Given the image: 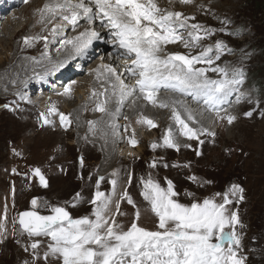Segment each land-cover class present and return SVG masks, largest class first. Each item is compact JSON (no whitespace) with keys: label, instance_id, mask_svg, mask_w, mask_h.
Instances as JSON below:
<instances>
[{"label":"rangeland","instance_id":"rangeland-1","mask_svg":"<svg viewBox=\"0 0 264 264\" xmlns=\"http://www.w3.org/2000/svg\"><path fill=\"white\" fill-rule=\"evenodd\" d=\"M155 2L161 9L180 12L184 17H189V25L198 24L203 26V29L213 30L194 47L186 48L180 42L175 43L174 47H172L174 43L168 44L166 47H169V50L175 49L174 52L168 50V53L198 55L205 48L211 47L212 51L208 55L215 61L211 67L227 68L230 71L229 79L232 78V69L243 68L245 72L243 84L237 85L238 90L228 95L229 103H232L233 100L236 101L238 93L244 94L246 104L240 111V119H236L238 124L232 127L226 119L220 120L216 111L211 113L203 110L205 114L214 116L206 123L207 131L194 129L198 133L195 139H188L181 132L177 134L178 139H175L182 141V145L176 142L179 150L163 145V136L167 131L161 133L159 127L158 131L151 133L145 140L141 139L135 146L122 142L121 138V142L114 146L121 154L116 150L118 152H115L116 158L110 160L113 163L109 161V165L101 167L100 164L104 160L103 149L94 139V132L93 135L90 132L95 124L96 115L102 114L96 112L95 108H90L91 103L95 104L93 100L100 92L96 89L101 87H94V79L91 76L94 70L91 71L90 67L98 65L99 59H102L105 66L106 58L111 60L112 55L117 53L122 55L124 50L111 41H108L109 44L105 42L113 40V37L107 27L101 26L99 19H95L91 26L88 19L81 17L73 26L60 16H56L50 24L63 27L54 35L55 39L43 29L32 31L35 12L40 14V9L37 10L40 4L34 0H27L26 3L24 0H17L14 14L9 9L3 12L5 15L12 14L9 24L15 25L16 32L9 36L3 35L2 29L7 19L0 20V68L5 64L9 66V57H13L17 48L20 54L14 55L15 60H18V57L20 60L22 57L38 60L46 45L58 55L61 41L71 40L78 26H83V31L95 30L99 33V38L93 42V47L91 46V56L84 55V60L76 59L77 52L68 53L70 59H74L70 61L72 71L65 77H58L61 81L51 79L50 73L46 76L45 73H37L38 75H33L29 79L31 85L28 82L22 85L21 89L15 88L13 95L6 91L5 95L0 96V104L7 105L0 108V224L4 225L3 236H0V264H60L55 257L45 259L44 254L48 251L50 238L44 236L30 238L19 227L18 214L32 209L33 198L38 200V211L41 215H49L51 207L60 206L73 218L84 216L94 218L92 217L94 205L91 200L95 193L100 191L111 198L109 215L115 213L116 203L119 202L120 212L126 215H116L115 219L125 230L135 219L137 209L141 214L138 221L140 226L155 230L156 218L141 196L143 190L141 179L147 180L149 176L164 188H167L166 181L171 180L178 194L175 198L184 204H190L193 200L202 201L216 193L223 194L233 184L243 187L244 199L236 203L230 196L233 203L227 206L238 212L243 225L237 226L241 237L238 256L244 258V264H264V0H191L190 3H181L180 0H155ZM97 25L102 28L98 29ZM102 29H105L103 36ZM181 34L188 38L187 31L181 30ZM25 37L31 38L30 44H25ZM45 37L47 39H44ZM103 39L105 43L102 42ZM217 41L223 42L226 46L219 60H215ZM100 43L110 46L109 50H105L104 53L98 52ZM65 45L60 53L67 52L64 49ZM120 58L127 62L126 65L131 64V58L125 56ZM108 66L118 73L121 72V76L124 74L120 66ZM195 67L204 68L197 64ZM10 71L8 69V72ZM106 73L109 72L106 70ZM217 74L219 76L207 77L213 80L221 79V74ZM42 75L50 79L41 85L37 81L43 77ZM79 75L83 80L78 81ZM114 78L112 77L113 80ZM122 79L130 86L128 84L130 78L127 79L124 75ZM132 80L134 84L132 82L131 85L135 87V78ZM69 86L72 91L64 99L62 93L64 88ZM93 92L96 95H93ZM101 93V99L105 100V90ZM167 94H170V91ZM182 99L183 97L180 101H183ZM132 103L128 101L120 110L123 109L122 112L125 113ZM229 103L220 106L219 116L230 113L229 108L232 104ZM183 104H186V100ZM53 105L56 112L49 114V108ZM154 106L145 103V107L155 108ZM186 107L190 111L196 110L191 104ZM249 111L253 113L250 117L245 115ZM60 113L68 116L71 123L65 122L62 126ZM41 114H44L49 123H44ZM123 114L116 119L120 124L117 127L119 135L124 134L125 128L130 130L132 138L135 137V133L141 136L144 132L150 133L154 129L146 124L142 127L133 121L126 122ZM166 116L165 113L159 115L165 126L171 127L175 133L178 129L181 130V126L176 128L171 121H167ZM78 121L85 122L90 129L83 126L82 130V126L77 124ZM89 121L94 123L90 126ZM209 132L215 135H208ZM123 137L125 138V135ZM153 143L157 144L155 149L151 147ZM125 144L132 150L139 147L138 154L131 157L123 156L121 150ZM197 152L200 155H197ZM154 161L156 167L152 168L150 165ZM36 168H39L45 177L46 187L42 186L39 177L33 174L32 170ZM101 177L103 180H100L97 186V180ZM189 177L196 179L193 181ZM113 179L117 181L114 190L110 183ZM125 191L131 196L136 207L129 204L127 199H121ZM77 193L80 194L78 198ZM188 193L191 195H187ZM215 199L222 202V195L215 196ZM34 241H39V247L35 250L30 247Z\"/></svg>","mask_w":264,"mask_h":264},{"label":"snow or ice","instance_id":"snow-or-ice-1","mask_svg":"<svg viewBox=\"0 0 264 264\" xmlns=\"http://www.w3.org/2000/svg\"><path fill=\"white\" fill-rule=\"evenodd\" d=\"M180 2L190 3L191 0ZM39 11L41 20L47 16L49 23L56 16H60L73 26L78 23L81 16L87 18L90 24L99 19L101 26L109 29L113 43L124 50L126 58H131V65L126 67V72L136 77L135 88L139 89L145 100L155 103V94L161 88L171 89L202 98L208 110L216 111L217 116L226 119L228 124L236 120V116L231 114L219 116V108L225 102V97L237 91V85L243 84L245 77L243 68L232 69V78L229 79L227 68L211 67L215 63L208 55L212 51L211 47L205 48L198 55L165 51L168 44L177 42L186 48L194 47L213 30L203 29V26L198 24L189 25V17H184L180 12L161 9L155 0H88L87 3L85 0H63L62 3L56 0L46 3ZM62 27L63 25H53L52 34H57ZM181 30L187 31L188 38L181 34ZM98 38V32L86 29L71 40L61 41V45L71 44L79 54ZM30 39L24 38L26 45ZM225 48L223 42H216L215 60L220 59ZM196 64H206L209 67L197 68ZM63 67L64 62H61L55 65L53 70ZM104 67L112 77H115L111 87L112 94L117 97L116 112H119L124 97L134 94L135 88L129 90L120 73L111 66ZM208 71L219 73L222 78L209 79L206 75ZM71 91V86L65 87L62 95H69ZM93 95L96 93L93 92ZM243 95L241 93L237 96V103ZM107 103V100L103 104L97 103L94 110L114 117L115 113H111L105 106ZM160 106L167 107L166 104ZM53 112H56L54 105L49 108V114ZM252 114L251 111L245 113L249 117ZM59 116L62 126L65 122L71 123L69 117L63 113ZM172 117L181 126L182 135L188 139L197 138V131L189 127L175 109ZM41 119L45 124L49 123L44 114H41ZM187 119L194 120V117L189 113ZM141 122L149 127H156V124L147 117H141L137 121ZM88 123L90 126L93 124L92 121ZM208 135L214 136L215 133L209 132ZM137 143L136 139H129L130 145L135 146ZM163 145L179 150V145L171 135V129L164 134ZM151 147L155 149L157 144L153 143ZM197 155L200 153L197 152ZM150 167L155 168L156 162L154 161ZM32 171L39 177L40 184L46 187L47 181L40 169ZM189 179L195 181L196 178ZM100 180H103V177L97 180V186ZM110 183L114 190L117 181L113 179ZM166 183L167 188H164L151 176L147 180L141 179L143 185L141 196L156 218L155 230L140 226L139 209L135 213V219L125 230L115 219L116 215H126L120 212L119 202L116 203L115 213L109 215L111 198L100 191H97L91 200L94 205L92 212L94 218L88 216L73 218L60 206L51 207L49 215H41L38 211V200L33 198L32 210L20 212L18 223L30 238L39 236L50 238L48 251L44 254L45 259L55 257L60 264H244V258L238 256L241 237L237 231V226L243 225L238 212L227 207L233 203V199L236 203L244 199L243 187L233 184L223 194L216 193L202 201L193 200L190 204H184L175 198L178 194L172 181L167 180ZM221 195L222 202H217L215 196ZM76 196L78 198L80 194L77 193ZM230 196L233 199H230ZM121 199H127L129 204L136 207L127 191L122 194ZM3 230L4 225L0 224V236H3ZM30 247L33 250L37 249L39 241H34Z\"/></svg>","mask_w":264,"mask_h":264},{"label":"bare ground","instance_id":"bare-ground-1","mask_svg":"<svg viewBox=\"0 0 264 264\" xmlns=\"http://www.w3.org/2000/svg\"><path fill=\"white\" fill-rule=\"evenodd\" d=\"M34 1L38 2V4H40L39 7L37 8V10L38 9H42L43 6L46 3L56 2V0H34ZM16 2H17V0H0V20L7 19V22L5 23V25H3L4 27L2 29L3 35H5V36H9L10 34L16 32V28L14 27L15 25L12 26L13 24H9V22H10L9 18H10V16L12 14H14L15 11H16V9H15L16 6H17L16 5ZM41 4H43V5H41ZM25 8L26 7H24V9ZM6 9L11 10L12 11V14L11 15H5V13L3 14V12H6ZM35 13H36V15H35L36 17H35V20L33 22V25L34 26L32 28V31H35L36 29H39V30H42L43 29L44 31L49 32L50 36H52V39L53 38L55 39V36L52 34V27H53V25L50 24L53 20H51V22L49 23V17L46 16L45 19L43 20L44 22L42 21L43 22L42 23L41 22V16H40V14H38L37 12H35ZM24 14H26V12H24ZM81 17H83V16H81ZM86 20H87V18H86ZM97 24H99L98 21H97ZM92 25L93 24L91 23V26ZM35 26H37V28ZM97 28L98 29H101L102 27H100L99 25H97ZM75 29L77 31H76V34L74 36H72L73 38L76 37L80 32L83 31V26H81V27L78 26ZM104 30L105 29H102L101 35L104 33ZM95 40H93V42ZM103 41H105V39H103L102 42ZM108 41H111V43L113 42V40H106L105 42H107V44H109ZM93 42H92V44L85 51H83L82 53H79V54L77 53V55H76V59L77 60H79V59L80 60H84L85 59L83 57L84 55L85 56L88 55V57L91 56V53H92L91 52V50H92L91 46L93 47V45H94ZM105 42H103V43H105ZM103 43H100V45L98 46V50L97 51L100 52V53H102V51L104 53V51L107 50V49L109 50V47H110V46H107V45H105ZM115 45L118 46V44H116V43H115ZM60 46H61V49H62V47L64 45L63 46L60 45ZM174 46H175V43L172 44V47H174ZM168 48H167V51L165 49L166 52H168V50H169ZM61 49H59V50L61 51ZM64 49H66L67 52H61L60 53V51L58 50L59 53H58V55H56L57 53H54L48 47V45H46L45 49L43 51H41L42 54L40 55V58L38 60H34V59L32 60L29 57H22L21 60L18 57V60H15V56L14 55H16V54L19 55L20 54L19 48H17V50L14 53L13 57H11V58L9 57V60H10L9 61V66L7 64H5L4 67H1L0 68V96L5 95L6 94L5 93L6 91H8L9 93H11L10 95H13L15 93V88H16V90L21 89V86L24 85V84H26V83H28L30 81L29 79L32 78L33 75H36L37 73L38 74L45 73L44 74L45 76L47 75V73H50L51 74V77H50L51 79H59V78H61L63 76L65 77L68 73H70L72 71V68L70 67V65H71L72 60H74V59H70L71 57H69V54H73L76 51L72 47L71 44L65 45V48ZM171 50L172 49H170L169 51H171ZM172 51L174 52L175 49H173ZM121 56H125L124 55V52H123L122 55L121 54H118V53L112 55L111 56V60L106 58V61H107V64L106 65L120 66L122 68L121 71L124 70V72H123L124 74H122L121 77L123 78V76L125 75L127 79L130 78V82L128 83L130 86H127L126 85L127 84L126 82H124V84L127 86V88L129 90H132V89L135 88L134 85H131L134 79L132 80L133 76L129 75L126 72V67L130 66L131 64H129V65L127 64L126 65L127 62L125 60H122L123 58L121 59L120 58ZM5 58L8 59V57H5ZM104 60H105V58H104ZM61 62H64V67L63 68H60L59 70H53L54 69V66L57 65V64H59V63H61ZM77 63L79 64V61ZM102 63H103L102 62V59L101 60L99 59L98 65H95V66H91L90 67L91 68V71L94 70L92 72V74H91V76L94 79L93 80L94 87H96V88L101 87L99 89H96L97 92H99V91L100 92L95 97V99H94L95 101L93 100V102H95V104L93 103V105H92V103H91L90 108L91 107L95 108L97 103L103 104L104 101L107 100L108 103L105 106L107 107V109L111 113H115V116L113 117L112 115H109L107 113H102L100 115H96V119L94 120L95 124H94V126H92V129H90V127H88V125H86L85 122H83V121H78L77 124H79V125L82 126V130H84V127L89 128L91 130L90 132L92 133V135H93V132H94L93 137H94V139H96V141H98L100 143V145H101V147L103 149L102 151L104 153V160L101 162L100 166L101 167H103V166L105 167V166L109 165V161L110 160L112 161V159L116 158L115 152H117L118 150L116 149L117 150L116 151L115 150V147H116L117 142H119V141L121 142V138H123L122 139L123 140L122 142H126L127 144H129V139H131L132 137L130 136V133L131 132H130V130L128 128H125L124 134L121 132L123 135L122 134H120V135L117 134V127L120 124H119L118 120H116V119H118L119 116L122 115L124 112H122L123 109L120 110L119 112H116V108H117L116 100H117V97L112 94L113 93V89L111 87V84L114 83L115 78L113 77L114 78V80H113L111 74L110 73H106L105 67H104V65ZM197 65H202L204 68H208V65H206V64H197ZM39 68H41V69H39ZM84 68H85V66H84ZM8 69H10L11 71L8 72ZM88 69H89V67H88ZM229 73H230V71H229ZM206 75L209 76V77H211L212 75H216L217 76L218 74L215 73V72H212V71H208V72H206ZM45 76H43L42 78H40V80L37 81V82L38 83H41V85L44 82L46 83L50 78L49 77H46L45 78ZM16 78H17V80H16ZM134 78L136 79V77H134ZM80 80H83V78L79 75L78 76V81H80ZM122 80L124 81V79H122ZM29 83H30V85L32 84V82H29ZM133 84H134V82H133ZM16 85H18V86H16ZM104 90H105V93H106L105 100L101 99V94H102L101 92H103ZM168 91H170V94H167ZM43 92H44V90H43ZM10 95H9V97H10ZM239 95L240 94L238 93V96ZM243 96L241 97V99H240V101L238 103H237V96L235 97L236 101L233 100L232 103H229L230 100L228 99V95H227L225 97V102L221 104V107L224 106V105H226V104H228V103L230 105L232 104L231 107L229 108V111H230L229 114L236 116L237 117L236 119H238V118L240 119V111H241L242 107L246 104L245 101H244ZM66 97L67 96L64 95V99ZM181 97H183V99H182L183 101L186 100V104H183V101H180ZM128 101H132L133 103L130 105V107L128 109H126L127 111L125 110L126 112L123 114V116L125 118L124 120L126 122L133 121L134 123L139 124L142 127H145L144 126V123H142V122L141 123H137V121L140 120L141 117H147V118L151 119L156 124V127H154V129L150 133L144 132V134H141V136L135 133L134 134L135 135L134 139H136L138 142H140L141 139H144L145 140L147 137L150 136L151 133L153 134L154 131L156 132V130L159 129V127H161V133L164 130L168 131L169 129H171V135L174 137V139L177 138L178 137L177 134H180L181 130L178 129L177 133H175L174 131H172V128L171 127H167L168 125L165 126V124L159 118V115L160 114H163V115H164V113H165V115L167 114L166 120L167 121H171L174 124V126L177 128V126H180V125H178L175 122V120L173 119V117H172V113H173V110L174 109L181 114L182 118L189 125V127L193 128V129H199L200 131L202 129H206L207 130L206 123H208L210 121V119L212 117H214L213 115H210V114L208 115V114H205L203 112V110H205L206 112H211V113H213L214 111L213 110H208L207 106L204 105L202 98H196V97H193L192 95H189V94H186V93H182V92L174 91V90L172 91L171 89L161 88L155 94V103H152V102H149L148 100H145L143 98V95L139 92V89L138 88H135L134 94L127 95V96L124 97V101H123V104L122 105L125 106V104ZM248 101L250 102V100H248ZM145 103L153 104V106L155 104V106H154L155 108L145 107ZM161 104H166L167 107H161L160 106ZM188 104H191V106L194 107L196 110L193 109L192 111H190L186 107ZM3 105L4 104H0V108ZM122 105H120V108H122L121 107ZM165 109H166V111L164 112ZM96 112H98V111H96ZM189 113H191V115L194 117V120H188L187 119V116H188ZM226 113L227 112H225V114ZM213 119L215 120L216 118H213ZM221 122H223V121H221ZM122 123H124V122H122ZM218 124H220V123H218ZM236 124H238V122L235 120L232 123V127H234ZM112 125H114L115 127L113 128ZM139 125H138V127H140ZM142 127H140V128H142ZM201 132H203V131H201ZM82 133H84V131H82ZM115 134H117V135H115ZM124 135H125V138L123 137ZM177 139H175V142H177V143H181L182 142V141L177 140ZM127 144H125L124 146L121 145L123 147V149L121 150L123 152V156L131 157L134 154H138L139 147H137L136 150H132V149H130L127 146ZM181 145H182V143H181ZM119 154H121V153L119 152ZM111 163H113V162H111ZM107 172H109V171H107ZM105 173L106 172H104V174ZM100 174H103V173H100Z\"/></svg>","mask_w":264,"mask_h":264},{"label":"water","instance_id":"water-1","mask_svg":"<svg viewBox=\"0 0 264 264\" xmlns=\"http://www.w3.org/2000/svg\"><path fill=\"white\" fill-rule=\"evenodd\" d=\"M32 206V205H31ZM30 210H32V209H28V210H24V211H30ZM21 212H23V211H21ZM19 224V223H18ZM19 227H20V225H19ZM21 228V227H20Z\"/></svg>","mask_w":264,"mask_h":264}]
</instances>
